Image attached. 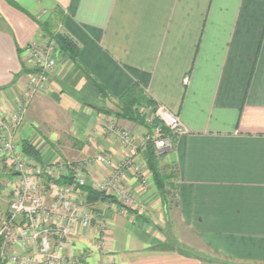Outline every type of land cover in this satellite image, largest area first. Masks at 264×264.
I'll use <instances>...</instances> for the list:
<instances>
[{
  "label": "crops",
  "instance_id": "obj_1",
  "mask_svg": "<svg viewBox=\"0 0 264 264\" xmlns=\"http://www.w3.org/2000/svg\"><path fill=\"white\" fill-rule=\"evenodd\" d=\"M50 19L62 21L79 51L76 60L58 55L49 88L16 129L38 163L82 166L98 187L120 158L146 161V147H126L119 133L144 139L148 129L102 111L133 84L185 128L159 159L175 173L169 202L148 168L143 181L124 167L116 188L135 203L115 191L124 206L97 201L92 227L79 228L67 255L89 264H264V0H0L1 111L16 108L33 71L26 47L46 43ZM0 178H10L6 167ZM60 178L70 182L67 170ZM9 198L4 184L0 215ZM172 219L183 235L174 247L164 227Z\"/></svg>",
  "mask_w": 264,
  "mask_h": 264
},
{
  "label": "built area",
  "instance_id": "obj_2",
  "mask_svg": "<svg viewBox=\"0 0 264 264\" xmlns=\"http://www.w3.org/2000/svg\"><path fill=\"white\" fill-rule=\"evenodd\" d=\"M54 48L55 42L44 47L36 41L26 47L33 71L16 108L9 112L0 110V167H6L10 175L16 177L0 178V189L6 184L10 194L8 212L0 215V259H8L11 264H86L83 258L66 252L79 228L92 227L95 217L86 197L80 196L76 188L87 185L83 167L71 162L40 164L25 154L15 140L16 129L24 122L32 101L51 84L57 68ZM156 115L173 135L185 133L180 116L169 108L159 105ZM157 134H154L157 151L172 149L173 138L156 137ZM97 159L105 161L102 155ZM119 165L97 189L108 193L115 191L120 199L134 204L133 196L116 188V183L124 167H132L143 181L145 170L132 155ZM66 170L70 182L61 183L60 177ZM45 186H49L50 191L47 192ZM49 193L51 202L47 203Z\"/></svg>",
  "mask_w": 264,
  "mask_h": 264
},
{
  "label": "trees",
  "instance_id": "obj_3",
  "mask_svg": "<svg viewBox=\"0 0 264 264\" xmlns=\"http://www.w3.org/2000/svg\"><path fill=\"white\" fill-rule=\"evenodd\" d=\"M49 21V20H48ZM48 21H45L42 26L45 28L46 25L50 24ZM54 39H56L59 43V48L61 52L70 57L72 60H76L79 45L75 41V39L66 32L51 34ZM100 93L104 95H109V92L101 86L100 84H94ZM117 109H102V111H106L107 113H112L118 118H123L129 121H133L139 125H143L148 129L149 136L146 141V149L148 152L147 165L152 174L153 180L155 181L156 186L162 193L164 199L167 197V185L174 179L175 173L174 170L167 174L160 169L159 166V155L156 153V145L154 143V135L153 134V124L148 123L146 120V116L144 113L140 111L141 107H149L152 112L156 111L158 105L155 103L153 98L149 96L144 88H142L139 84H133L123 95H121L117 102ZM175 137L170 129L166 126H162L160 132L156 137ZM22 149L23 152L37 161H40V153L36 149V147L31 144L28 140L22 141ZM167 152H164L165 155ZM83 191L85 192L86 199L90 205H94L97 201H110L119 206H124L116 197V195L112 193H108L104 190H99L91 185L83 186Z\"/></svg>",
  "mask_w": 264,
  "mask_h": 264
},
{
  "label": "rangeland",
  "instance_id": "obj_4",
  "mask_svg": "<svg viewBox=\"0 0 264 264\" xmlns=\"http://www.w3.org/2000/svg\"><path fill=\"white\" fill-rule=\"evenodd\" d=\"M46 21H48V20H46ZM50 24H48V25H46L45 27L48 29V33H47V35H48V37H47V41H46V43H44V44H40V43H38V44H40L41 46H44V47H46V45H50L52 42H55V48H54V50L53 51H55V53H57V60H58V55H60V54H63L62 52H61V50H60V48H59V43H58V41L56 40V39H54V37H52V35L51 34H57V33H63V32H65L64 31V29H63V24H62V21H53V20H49L48 21ZM117 106L118 105H116V106H114V108H112V109H117ZM109 109V108H108ZM140 111L142 112V113H144L145 114V116H146V120L148 121V119H150V121H148V123H150V124H153V134L152 135H154V134H157V131H158V133L160 132V129H161V127L164 125V126H166L165 124H164V122H162V120H160L158 117H157V115H156V111H153L152 112V110H151V108H149V107H141L140 108ZM108 114H110V113H108ZM111 115H113V116H115L114 114H112L111 113ZM115 118H118L117 116H115ZM115 118H110V121H108V126H109V128L110 129H112V130H114L115 129V127H116V124H115V122H114V119ZM167 127V126H166ZM125 133H127V135L128 136H125ZM155 136V135H154ZM129 137V138H128ZM147 138V137H146ZM146 138H141V137H139L138 135H134V134H132V132L130 131V130H128V129H124V130H122V132H120L119 133V140H120V142L121 143H123L126 147H136L137 148V146L136 145H139V147L141 146H144V147H146V141H147V139ZM15 140H16V138H15ZM16 143H17V145L20 147L21 146V148H22V144L20 145V143H18L17 142V140H16ZM169 151V149L167 150H161V151H157L156 150V153L159 155V159L161 158V157H163V153L164 152H168ZM102 156H104V158H105V161L107 162L108 160H107V158H106V156L105 155H103L102 154ZM145 158H147L148 159V157H146V155L144 156ZM127 157H125L124 156V158H120L121 160H124V159H126ZM147 159H146V161H140V164H141V166H142V170H148L149 168H148V165H147ZM160 164H161V162H160V160H159V166H160ZM148 168V169H147ZM161 169V168H160ZM150 171V170H149ZM150 175H152L151 174V172H150V174H148V177L150 176ZM86 177V176H85ZM12 178H16V177H14V176H12V175H10V179H12ZM155 182V181H154ZM171 182H173V180L171 181ZM156 185V184H155ZM76 188H77V191H78V193L80 194V196H82V197H85L86 195H85V192L83 191V187H81V186H76ZM95 188H97V187H95ZM174 190H175V187H174V183H170V184H168L167 185V198L165 199V201L167 200V202H169V200H170V198H172L173 197V192H174ZM47 191V190H46ZM50 191V190H49ZM115 195V194H114ZM134 199L136 200V198L134 197ZM172 200V199H171ZM46 201H47V203H50L51 202V196H50V198L49 197H47L46 198ZM87 203H88V201H87ZM95 204V203H94ZM88 206L90 207V208H92V211L94 212V210H93V208H94V205H90L89 203H88ZM172 212H174L175 213V211H174V209H173V211ZM174 218V217H173ZM175 219V218H174ZM165 224V223H164ZM164 227H165V231H166V233H167V235H168V237L169 236H171V239L169 240V242H168V245H170V246H172V247H174V246H178V241H180V239H182V237H183V235L181 234V228H180V226L177 224V222L175 221V220H171V222L170 223H168L167 225H164ZM86 264H89V263H87L86 262Z\"/></svg>",
  "mask_w": 264,
  "mask_h": 264
}]
</instances>
